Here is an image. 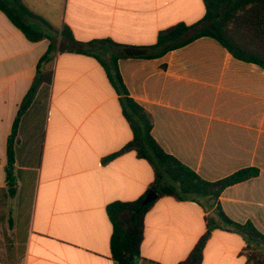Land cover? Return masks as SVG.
Returning a JSON list of instances; mask_svg holds the SVG:
<instances>
[{
    "label": "crops",
    "instance_id": "0c3cea01",
    "mask_svg": "<svg viewBox=\"0 0 264 264\" xmlns=\"http://www.w3.org/2000/svg\"><path fill=\"white\" fill-rule=\"evenodd\" d=\"M21 3L42 19L25 21L44 36L29 40L0 11V264H117L106 208L137 199L154 179L152 165L134 151L104 161L132 131L97 59L53 52L38 73L49 36L59 40L63 26L77 41L134 47L131 57L118 60V70L128 96L152 118V137L166 154L206 181L258 170L226 187L218 203L232 221L264 233V68L235 59L206 36L146 56L159 31L198 22L203 0ZM38 75L42 81L18 115ZM213 210L191 198L157 199L143 218L136 264L184 260ZM244 247L240 234L215 229L201 264H244Z\"/></svg>",
    "mask_w": 264,
    "mask_h": 264
},
{
    "label": "trees",
    "instance_id": "16d2710c",
    "mask_svg": "<svg viewBox=\"0 0 264 264\" xmlns=\"http://www.w3.org/2000/svg\"><path fill=\"white\" fill-rule=\"evenodd\" d=\"M204 16L192 25L178 23L161 30L154 45L147 48L153 53L147 57L160 56L179 48L197 38L211 37L224 47L235 59L264 68V0H203ZM0 11L31 40L42 38L41 32L33 29L25 18L42 19L29 11L21 0H0ZM49 45L37 63V71L53 52L71 51L94 57L102 65L107 78L119 95L123 115L132 131V139L112 158L134 151L138 158L147 160L153 167L154 179L144 193L133 201L113 202L106 208L112 223L110 250L117 264H136L143 239V218L157 199L171 196L177 200L191 198L214 207L213 214L205 219V232L199 237L187 257L177 264H201L203 249L211 232L226 229L240 234L245 247L244 264H264V233L250 222L239 224L232 221L221 209L218 198L228 186L256 177L258 170L243 168L216 181H206L194 171L166 154L151 134L152 118L127 94L117 62L129 58L134 47L120 45L111 40L77 41L70 29L63 26L59 40L49 36ZM38 75L26 94L18 115L28 106L36 88L41 83ZM14 122V127L16 122ZM13 164V137L7 143V165ZM9 176V175H8ZM10 181V179H9Z\"/></svg>",
    "mask_w": 264,
    "mask_h": 264
}]
</instances>
